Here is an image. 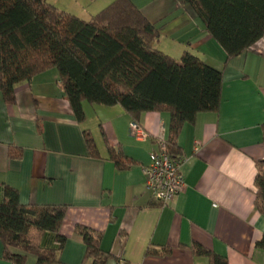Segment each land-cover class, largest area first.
<instances>
[{
    "label": "crops",
    "instance_id": "crops-1",
    "mask_svg": "<svg viewBox=\"0 0 264 264\" xmlns=\"http://www.w3.org/2000/svg\"><path fill=\"white\" fill-rule=\"evenodd\" d=\"M134 2L158 23L160 49L176 59L190 50L222 72L218 111L198 113L177 137L183 190L161 206L145 188L143 167L167 139L169 112L142 113L134 121L119 105L84 101L85 118L78 122L57 70L49 69L16 85L12 104L0 95V201L9 185L21 203L66 207L59 230L66 240L56 264H92L78 225L100 234V248L114 256L106 264H207L190 250L193 242L228 264H264V249L255 246L264 213L255 207L254 187L264 161V36L227 59L178 0ZM133 122L142 137L130 134ZM109 148L120 149L129 166L118 169ZM42 244L56 248L54 235L45 234ZM164 246L170 254H147ZM2 254L0 241V264H9ZM26 264L36 258L28 255Z\"/></svg>",
    "mask_w": 264,
    "mask_h": 264
},
{
    "label": "trees",
    "instance_id": "trees-1",
    "mask_svg": "<svg viewBox=\"0 0 264 264\" xmlns=\"http://www.w3.org/2000/svg\"><path fill=\"white\" fill-rule=\"evenodd\" d=\"M178 1L191 9L227 59L250 50L264 36V0ZM158 39V23L150 21L134 0H113L89 19L45 0H0V95L12 104L16 85L55 69L78 122L85 118L84 101L119 105L134 121L142 113L169 112L164 143L167 153L180 157L178 134L198 113L218 111L223 77L221 70L190 50L174 58L157 46ZM85 140L95 154L88 131ZM109 157L118 169L129 166L120 149L109 148ZM254 187L255 207L264 213V161L258 162ZM65 209L21 203L18 190L5 185L0 201L2 257L9 264H26L28 255L36 264L59 263L66 240L59 233ZM76 231L92 264L114 258L100 248V234L80 225ZM47 233L54 235L56 248L42 244ZM255 246L264 249V234ZM190 250L207 264H228L224 256L197 242ZM170 253L167 246L147 249L151 255Z\"/></svg>",
    "mask_w": 264,
    "mask_h": 264
},
{
    "label": "built area",
    "instance_id": "built-area-1",
    "mask_svg": "<svg viewBox=\"0 0 264 264\" xmlns=\"http://www.w3.org/2000/svg\"><path fill=\"white\" fill-rule=\"evenodd\" d=\"M130 134L140 138L143 131L133 122L130 124ZM182 161V158L167 153L164 141H160L158 148L149 153L148 163L143 167L145 188L152 192L161 206L167 205L185 186L181 172Z\"/></svg>",
    "mask_w": 264,
    "mask_h": 264
},
{
    "label": "rangeland",
    "instance_id": "rangeland-1",
    "mask_svg": "<svg viewBox=\"0 0 264 264\" xmlns=\"http://www.w3.org/2000/svg\"><path fill=\"white\" fill-rule=\"evenodd\" d=\"M47 3L55 6L69 14L75 15L81 19H89L113 0H45Z\"/></svg>",
    "mask_w": 264,
    "mask_h": 264
}]
</instances>
